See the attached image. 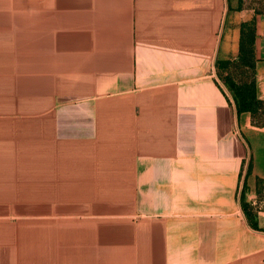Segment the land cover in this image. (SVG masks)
Masks as SVG:
<instances>
[{"label": "crops", "instance_id": "1", "mask_svg": "<svg viewBox=\"0 0 264 264\" xmlns=\"http://www.w3.org/2000/svg\"><path fill=\"white\" fill-rule=\"evenodd\" d=\"M241 23L261 99L239 0H0V264H264V128L214 77Z\"/></svg>", "mask_w": 264, "mask_h": 264}, {"label": "trees", "instance_id": "2", "mask_svg": "<svg viewBox=\"0 0 264 264\" xmlns=\"http://www.w3.org/2000/svg\"><path fill=\"white\" fill-rule=\"evenodd\" d=\"M253 28L250 23L240 24L239 50L236 58L216 61L215 67L222 69L233 68L239 79L238 87L233 90V102L237 113L246 111L250 115L252 125L264 128V95L258 99L254 92V58L252 55ZM241 199V198H240ZM241 206L248 217V205L241 201ZM250 224L255 226L254 223Z\"/></svg>", "mask_w": 264, "mask_h": 264}, {"label": "rangeland", "instance_id": "3", "mask_svg": "<svg viewBox=\"0 0 264 264\" xmlns=\"http://www.w3.org/2000/svg\"><path fill=\"white\" fill-rule=\"evenodd\" d=\"M240 4L244 7L252 9L257 14L264 15V0H239ZM215 79L225 93L233 98V90L231 87L236 88L239 84V79L236 71L233 68L222 69L215 67ZM249 161V159H248ZM255 186V203L248 206V220L253 223L254 216L257 212L264 210V178H257Z\"/></svg>", "mask_w": 264, "mask_h": 264}]
</instances>
